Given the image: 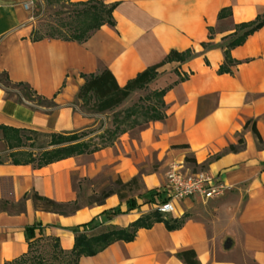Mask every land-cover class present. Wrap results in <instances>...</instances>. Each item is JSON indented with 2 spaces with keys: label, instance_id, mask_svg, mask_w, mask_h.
Listing matches in <instances>:
<instances>
[{
  "label": "crops",
  "instance_id": "0c3cea01",
  "mask_svg": "<svg viewBox=\"0 0 264 264\" xmlns=\"http://www.w3.org/2000/svg\"><path fill=\"white\" fill-rule=\"evenodd\" d=\"M95 1L117 4L115 26L104 24L78 43L31 40L35 23L30 10L43 0H0V127L7 129L6 139L0 129V264L27 252L24 230L33 224L42 227L36 237L56 238L64 251L73 247L72 229L94 218L100 223L97 232L127 228L155 210L138 195L163 186L164 168L186 156L196 165L206 163V170L218 174L229 190L206 202L177 201L167 217L187 215L179 229L154 223L139 229L132 241H116L78 264H184L176 256L183 250L194 251L199 264H264V26L230 51L239 62L233 73H217L224 61L222 38L236 24L262 14L264 0ZM227 7L231 16L218 20L219 11ZM204 43L212 46L204 49ZM187 49L194 52L191 59L165 64L147 86L152 92L171 85L162 97L163 120L128 130L92 154L41 167L22 163L29 155L68 145L49 146L51 135L91 132L87 139L100 134L112 126V115L143 98L142 90H136L114 110L85 113L77 98L82 74L107 69L122 87L161 63L171 50ZM178 75L189 77L173 84ZM17 84L52 107L33 104L16 91L23 88ZM247 120L255 121L261 142L250 129L243 130ZM36 134L45 135L44 147L31 146ZM239 137L244 146L227 152ZM133 178L136 194L133 184L119 188ZM34 194L74 203L75 209L66 215L42 211ZM132 198L137 207L126 212V201ZM113 209L122 213L105 214Z\"/></svg>",
  "mask_w": 264,
  "mask_h": 264
},
{
  "label": "trees",
  "instance_id": "16d2710c",
  "mask_svg": "<svg viewBox=\"0 0 264 264\" xmlns=\"http://www.w3.org/2000/svg\"><path fill=\"white\" fill-rule=\"evenodd\" d=\"M46 6L51 7L59 4H67L73 8L71 16L65 21L59 19L56 27H48V34L41 35L36 28L31 33V40L38 41L45 38L61 39L64 41H76L78 43L85 42L91 34L99 29L102 25L107 24L111 27L115 26L112 16L117 4L106 5L101 1H87L72 3L69 0H43ZM231 16L230 8H222L218 13V20H222ZM264 26V12L257 15L253 20L236 24L234 31L223 37L225 41L222 51L224 61L217 70L218 74L233 73V68L239 65V62L234 61L230 56V51L235 47L242 45L246 39L253 33ZM212 29L209 28V36ZM210 39V37H209ZM204 49L212 46V44H202ZM194 56L191 49L183 52L171 50L165 59L152 67L140 72L134 79L128 81L124 86H119L107 69L94 74H82L83 84L79 88L77 98L84 106H87L93 113H104L119 107L130 95L136 90H146L158 75L159 69L165 64L178 62L183 63ZM178 81L182 82L188 79L189 75H178ZM23 87L30 93L29 88L24 84H17ZM171 88V85L161 90H154L146 94L143 98H139L137 102L130 107L115 113L112 117V126L104 129L100 134L93 137L83 139L91 132L80 134H71L67 136L51 135L49 146H56L68 143L66 146L58 147L52 150L41 152L36 157L24 158L22 163H34L37 167L47 165L54 161H58L67 157L92 154L96 151L110 147L114 141L122 134L137 126L149 123L151 121H161L165 118V105L162 97L165 92ZM3 138H7V129L0 127ZM250 129L258 142H261L260 135L256 129L254 120H247L243 125V130ZM14 134H20L19 131L12 130ZM24 139H32L25 137ZM18 143L21 145L19 138ZM33 146V143L31 144ZM244 146L242 137L237 139V144H230L227 152H236ZM177 147V146H175ZM187 147V146H179ZM219 155L216 156V158ZM186 162L195 163L188 156L184 159ZM19 163V160H12ZM136 184V179L133 178L126 184H120V188L124 189L130 185ZM148 203L153 205L160 204L166 200V195L161 189H152L146 192ZM120 198L122 196L119 195ZM33 200L37 208L45 212H53L60 215L75 209V204L57 203L48 198L33 195ZM127 211H131L137 207L135 199L126 201ZM122 212L119 209H113L105 214L108 216L118 215ZM187 215L180 219L162 216L156 210H153L147 215H144L131 223L127 228L109 227L103 231L97 232L96 229L100 226L96 218L83 223L72 229L74 234L73 247L69 251H64L60 248L56 238L36 237L35 231L42 230L40 224H33L25 228V237L27 242V252L18 258L7 261L4 264H78L82 257H92L106 249L109 245L116 241L130 242L134 239L136 232L141 229L150 228L154 223H163L168 230L179 229L185 222ZM44 246L49 247L50 254H46ZM177 258L183 261L184 264H199L194 251L183 250L176 254Z\"/></svg>",
  "mask_w": 264,
  "mask_h": 264
},
{
  "label": "built area",
  "instance_id": "2783aa9c",
  "mask_svg": "<svg viewBox=\"0 0 264 264\" xmlns=\"http://www.w3.org/2000/svg\"><path fill=\"white\" fill-rule=\"evenodd\" d=\"M25 9H28L27 5ZM181 168V165L173 164L166 175V184L161 188L166 195V200L154 206L162 216L173 214L177 201L192 198L206 202L220 198L229 190V186L218 174L183 173Z\"/></svg>",
  "mask_w": 264,
  "mask_h": 264
},
{
  "label": "rangeland",
  "instance_id": "374dc122",
  "mask_svg": "<svg viewBox=\"0 0 264 264\" xmlns=\"http://www.w3.org/2000/svg\"><path fill=\"white\" fill-rule=\"evenodd\" d=\"M72 12H73V8L71 6H69V5H67V4H59V5H54V6L48 7V6L45 5L44 2L38 3L35 7H32L31 10H30L31 20L35 23V28L38 31V33L41 34V35L48 34V27H50V26L56 27V24L58 23L59 19H63V20L66 21L69 18V16H71V13ZM159 73L160 72L158 71V75H159ZM0 80L3 81V83H4L3 78L0 79ZM152 88L153 87L150 86V87H147L146 90H142L139 93L140 96H143L144 97L146 94H148L149 92H151ZM16 91H20L22 93V95H24L27 99H29L35 105H38L40 107H52V104L49 101L32 98L31 97V94L27 90H25L24 88H19L18 87V89ZM130 99H132V97L129 98L128 101ZM128 104L129 103H125L123 105V107L128 106ZM81 107H82V109H83V111L85 113H93L87 106H84L83 104H81ZM110 117H111V115H106V118L107 119L110 118ZM101 122H102V120H101ZM33 138H34L33 145H34L35 148L36 147H38V148L39 147H44L46 145L47 139H46L45 135H43V134H36V135H33ZM173 164H179V165H181V167H182L181 168V171L183 173H189V172H191V173L207 172V170H206L207 169V164L206 163H203V164H200V165H196V164H193L191 162H186L184 160L181 163L174 162ZM173 164H169L163 170V179H164L163 182L165 184H166V175H167V173H168L171 165H173ZM163 186L161 185V187L160 188H157V189H161ZM137 188H138V186H137V184H135L134 185V192H135V194L137 193ZM128 192H129V190H128ZM138 197H141L140 198L141 201H143V202L145 201V203H148L146 201L148 199V196L146 195V193L145 194H139ZM200 202H204V201H200ZM150 208H153V207H150ZM49 250L50 249H49L48 246H44V251L46 252L47 255L50 254V251Z\"/></svg>",
  "mask_w": 264,
  "mask_h": 264
},
{
  "label": "bare ground",
  "instance_id": "6f19581e",
  "mask_svg": "<svg viewBox=\"0 0 264 264\" xmlns=\"http://www.w3.org/2000/svg\"><path fill=\"white\" fill-rule=\"evenodd\" d=\"M208 172V171H207ZM209 173V172H208Z\"/></svg>",
  "mask_w": 264,
  "mask_h": 264
}]
</instances>
